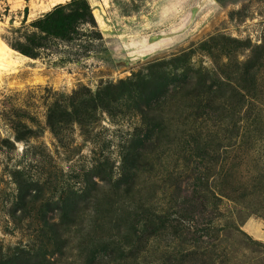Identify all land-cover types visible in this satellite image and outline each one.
<instances>
[{
	"label": "rangeland",
	"instance_id": "obj_1",
	"mask_svg": "<svg viewBox=\"0 0 264 264\" xmlns=\"http://www.w3.org/2000/svg\"><path fill=\"white\" fill-rule=\"evenodd\" d=\"M87 1L89 57L0 67V264H264V0Z\"/></svg>",
	"mask_w": 264,
	"mask_h": 264
},
{
	"label": "trees",
	"instance_id": "obj_2",
	"mask_svg": "<svg viewBox=\"0 0 264 264\" xmlns=\"http://www.w3.org/2000/svg\"><path fill=\"white\" fill-rule=\"evenodd\" d=\"M28 26L32 28L31 31L25 33L23 42L16 43L13 48L21 55L31 59H36L42 54L50 58L61 53L53 63L62 65L87 58L94 52V49L103 46V37L87 0H69L58 4L47 13L31 21ZM247 68L248 71L252 67L248 66ZM248 74L246 73V76ZM251 76L253 77V75ZM162 86L164 88L166 85ZM214 91L217 92L212 85L205 89L207 93ZM156 93L158 91L153 87L148 94V100L154 101ZM205 100L208 105L210 100ZM69 215L71 216L72 212ZM127 258L92 256L88 264H116V260L118 263H122ZM20 263L27 264L28 261L23 259ZM3 264H18V261L8 259Z\"/></svg>",
	"mask_w": 264,
	"mask_h": 264
},
{
	"label": "bare ground",
	"instance_id": "obj_3",
	"mask_svg": "<svg viewBox=\"0 0 264 264\" xmlns=\"http://www.w3.org/2000/svg\"><path fill=\"white\" fill-rule=\"evenodd\" d=\"M67 1L69 0H40L34 3L32 2V0H29V3L31 5V10H32L31 15L45 14L48 11H50L54 6L65 3ZM23 2L25 1L24 0H7V3L10 9L12 10L18 9ZM23 59H29V58L11 49L2 40H0V67L10 66V65H13L14 63L18 64Z\"/></svg>",
	"mask_w": 264,
	"mask_h": 264
}]
</instances>
